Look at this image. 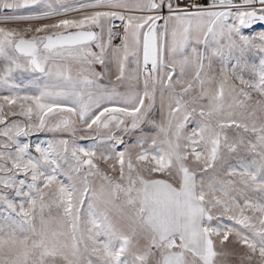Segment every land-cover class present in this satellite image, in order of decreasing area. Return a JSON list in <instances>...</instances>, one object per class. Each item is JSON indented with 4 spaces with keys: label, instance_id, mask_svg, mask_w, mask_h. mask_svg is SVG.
Instances as JSON below:
<instances>
[{
    "label": "snow or ice",
    "instance_id": "1",
    "mask_svg": "<svg viewBox=\"0 0 264 264\" xmlns=\"http://www.w3.org/2000/svg\"><path fill=\"white\" fill-rule=\"evenodd\" d=\"M0 264H264V0H0Z\"/></svg>",
    "mask_w": 264,
    "mask_h": 264
}]
</instances>
